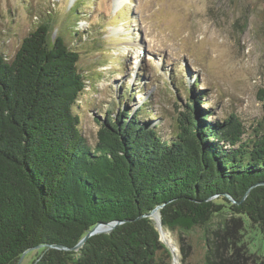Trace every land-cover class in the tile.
I'll return each mask as SVG.
<instances>
[{
	"label": "trees",
	"instance_id": "1",
	"mask_svg": "<svg viewBox=\"0 0 264 264\" xmlns=\"http://www.w3.org/2000/svg\"><path fill=\"white\" fill-rule=\"evenodd\" d=\"M51 33L42 22L9 61L0 54V264L37 247L29 264H171L149 215L156 206L162 228L200 229L197 264H234L223 219L242 216L259 237L255 264H264V133L243 138L233 115L206 123L192 94L172 138L140 106L106 110L90 144L75 110L85 85L79 52L64 32Z\"/></svg>",
	"mask_w": 264,
	"mask_h": 264
},
{
	"label": "rangeland",
	"instance_id": "2",
	"mask_svg": "<svg viewBox=\"0 0 264 264\" xmlns=\"http://www.w3.org/2000/svg\"><path fill=\"white\" fill-rule=\"evenodd\" d=\"M45 21L52 38L64 32L79 52L85 85L75 110L90 144L106 110L140 106L162 138H172L175 118L192 94L201 97L206 123L233 115L244 126L243 138L264 133V99L258 97L264 0H0V54L9 61L21 39ZM245 224L242 216L224 215L220 232L234 264H255L258 256L257 232ZM164 231L159 237L176 255L171 264L198 263L199 228ZM181 244H192L183 263ZM39 248L27 250L19 264H29Z\"/></svg>",
	"mask_w": 264,
	"mask_h": 264
},
{
	"label": "water",
	"instance_id": "3",
	"mask_svg": "<svg viewBox=\"0 0 264 264\" xmlns=\"http://www.w3.org/2000/svg\"><path fill=\"white\" fill-rule=\"evenodd\" d=\"M158 208H159V206L154 207L151 210V212L149 213V215L153 219L154 225L159 232V236L161 237L163 235L164 229L161 226L160 213L158 211ZM117 223H118L117 221H113V222H109V223H96L89 231H87V233L84 235V237L82 236V239H80V241L73 248L76 249V248L80 247L81 245H83L85 239L87 237H89L90 235L102 233V232H109ZM167 244H168V246L172 247L171 243H167ZM55 247L65 248L62 245H55ZM25 252H23L22 255L20 256L17 264L20 263ZM175 258H176V255L174 254L173 259H175Z\"/></svg>",
	"mask_w": 264,
	"mask_h": 264
},
{
	"label": "bare ground",
	"instance_id": "4",
	"mask_svg": "<svg viewBox=\"0 0 264 264\" xmlns=\"http://www.w3.org/2000/svg\"><path fill=\"white\" fill-rule=\"evenodd\" d=\"M165 234V231L163 232V235ZM165 237V236H164ZM173 264H177L176 262H174Z\"/></svg>",
	"mask_w": 264,
	"mask_h": 264
}]
</instances>
